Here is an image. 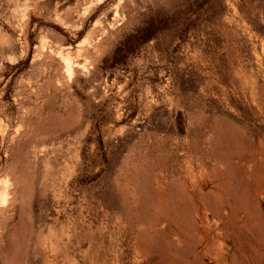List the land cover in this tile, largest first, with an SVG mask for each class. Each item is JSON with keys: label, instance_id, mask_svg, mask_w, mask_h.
<instances>
[{"label": "rangeland", "instance_id": "rangeland-1", "mask_svg": "<svg viewBox=\"0 0 264 264\" xmlns=\"http://www.w3.org/2000/svg\"><path fill=\"white\" fill-rule=\"evenodd\" d=\"M0 264H264V0H0Z\"/></svg>", "mask_w": 264, "mask_h": 264}]
</instances>
